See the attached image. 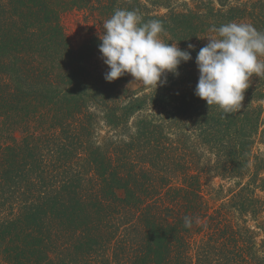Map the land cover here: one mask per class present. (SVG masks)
I'll return each instance as SVG.
<instances>
[{"label":"trees","instance_id":"1","mask_svg":"<svg viewBox=\"0 0 264 264\" xmlns=\"http://www.w3.org/2000/svg\"><path fill=\"white\" fill-rule=\"evenodd\" d=\"M116 9L194 45L155 93L103 78ZM68 13L91 24L76 49ZM230 22L264 32V0H0V264H264V76L226 118L194 95L196 55Z\"/></svg>","mask_w":264,"mask_h":264},{"label":"clouds","instance_id":"2","mask_svg":"<svg viewBox=\"0 0 264 264\" xmlns=\"http://www.w3.org/2000/svg\"><path fill=\"white\" fill-rule=\"evenodd\" d=\"M163 30L159 20L145 21L138 10H114L99 36L98 51L108 68L105 81L128 74L155 93L167 83V74L178 77L179 66L192 60L194 45L181 50L177 44L165 43L160 38ZM210 31L215 38L208 39L195 58L199 77L194 95L208 108L216 106L226 118L241 109L251 78L264 76V32L250 23L236 22L213 26ZM184 227H192L191 217H184Z\"/></svg>","mask_w":264,"mask_h":264},{"label":"rangeland","instance_id":"3","mask_svg":"<svg viewBox=\"0 0 264 264\" xmlns=\"http://www.w3.org/2000/svg\"><path fill=\"white\" fill-rule=\"evenodd\" d=\"M176 5H181L180 1ZM163 12V11H162ZM60 25L62 30L68 39L69 43L73 48H77L83 42V40L87 39L91 36L89 28L91 24H86L80 15L77 13H68L61 17ZM101 54L98 52L96 55L101 68L105 71H108L107 66L103 63L102 59L100 58ZM261 150H264V146H261ZM218 181L215 180L213 184L206 185L205 194L207 195V199L211 205L219 204L216 200V192L215 186L217 185ZM260 196H264V194H259Z\"/></svg>","mask_w":264,"mask_h":264}]
</instances>
